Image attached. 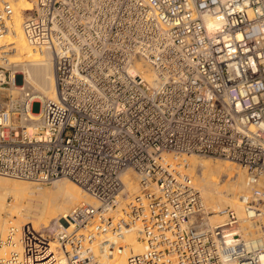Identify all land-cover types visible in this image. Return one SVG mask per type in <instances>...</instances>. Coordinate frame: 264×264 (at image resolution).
<instances>
[{
	"label": "built area",
	"instance_id": "obj_1",
	"mask_svg": "<svg viewBox=\"0 0 264 264\" xmlns=\"http://www.w3.org/2000/svg\"><path fill=\"white\" fill-rule=\"evenodd\" d=\"M23 29L52 55L56 97L14 93V9L0 0V175L69 178L99 203L76 205L66 227H10L0 264H100L119 251L105 232L138 223L146 248L129 264H264L236 208L213 223L173 169L187 154L242 166L240 202L264 238V0H34ZM130 170L139 192L119 210Z\"/></svg>",
	"mask_w": 264,
	"mask_h": 264
},
{
	"label": "bare ground",
	"instance_id": "obj_2",
	"mask_svg": "<svg viewBox=\"0 0 264 264\" xmlns=\"http://www.w3.org/2000/svg\"><path fill=\"white\" fill-rule=\"evenodd\" d=\"M9 1L14 9V33L8 38V42L13 45V53L10 55L12 61L21 65L22 73L26 74L24 84L17 85L21 77L18 76L14 88L20 90L22 86H30L35 94L33 99H42L45 96L55 98L56 81L52 55L35 50L23 29L24 17L28 11L33 10L34 0ZM141 71L150 80L157 77L156 71L149 65L141 68ZM216 158L187 154L181 157L179 162L173 161L175 163L173 169L182 176L186 175L191 179L192 184L200 188L202 198L212 212L210 219L213 223H218L222 219L219 214L222 208L235 207L239 218L243 221L242 228L245 230L247 240L264 244V238H260L261 225L258 219L248 218L240 202L241 195L246 191L247 186L246 170L233 164L234 161L230 163ZM123 180L125 182L124 196L120 199L119 210L125 207L128 198L134 197L139 192L137 175L133 171L125 173ZM83 201L94 205L99 203L76 182L68 178L55 180L53 186L48 188L26 179L0 175V238L6 235L3 233L8 231L9 226L20 228L29 221L36 222L41 210L45 213V222L55 218L64 222L72 209ZM4 214L10 215V218L8 219V216ZM122 215H124L122 212L117 213L116 220ZM14 216L17 217L15 220ZM63 222L59 225L66 227L67 225ZM140 227V223L135 226L130 225L122 231L121 237L113 236L106 231L103 236L118 242L119 251L113 252V256L103 253L100 256L102 264H129L130 254L144 251L146 246L139 240ZM99 246L98 240L95 242L97 252L100 250ZM11 247L13 246L10 244L0 245V256L5 254L3 253L5 249L8 251Z\"/></svg>",
	"mask_w": 264,
	"mask_h": 264
},
{
	"label": "rangeland",
	"instance_id": "obj_3",
	"mask_svg": "<svg viewBox=\"0 0 264 264\" xmlns=\"http://www.w3.org/2000/svg\"><path fill=\"white\" fill-rule=\"evenodd\" d=\"M17 65H20V64H17ZM20 67H21V65H20ZM25 75L26 74H23V76H21L20 77V81L17 83V85L18 86H21L22 85V83H23V81H25ZM24 84V83H23ZM14 93L15 94H18L19 93V90L18 89H15V91H14ZM40 108H41V102H39V101H35L34 103H33V107H32V110H33V112H39L40 111ZM200 156V155H199ZM204 157H209V156H204ZM179 158V157H178ZM180 159L181 158H179L178 159V162L180 161ZM216 159H219V160H222V161H226V162H233V161H230V160H227V159H224V158H219V157H217ZM233 164H236V165H238V166H240L239 164H237V163H235V162H233ZM242 169H244L242 166H240ZM1 176H6V177H9V178H17V177H12V176H7V175H1ZM59 179H67V178H59ZM69 179V178H68ZM56 180H58V179H56ZM71 180V179H70ZM30 182H34V181H30ZM54 182H55V180L54 181H52V182H50V183H38V184H41V185H44L45 187H48V188H50V187H52L53 186V184H54ZM35 183H37V182H35ZM139 190V189H138ZM138 192V191H137ZM137 192H135V193H137ZM131 198V197H130ZM130 198H128V199H130ZM11 200V199H10ZM127 203V202H126ZM40 211V210H39ZM4 216H8L7 218L9 219L10 218V215H5L4 214ZM39 218L36 220V222H34V223H32L31 221H29V223H26V224H24V225H29V226H31V228L32 229H34V230H36V231H38V232H45L46 231V228H48V229H50L51 227L53 228V227H57V226H59V223L61 222H63V220H60V219H57V218H55V219H51V220H49L48 222H45V218H44V216H45V213H44V211H40L39 212ZM17 217L16 216H14L13 217V219L15 220ZM61 226V225H60ZM11 226H9V228H10ZM9 228H8V230H9ZM8 231H5L3 234L5 235L6 233H7ZM2 234V235H3ZM11 248H9V250H10ZM7 249H5V251L3 252V253H7L8 251H6ZM100 264H102V261H101V259H100Z\"/></svg>",
	"mask_w": 264,
	"mask_h": 264
}]
</instances>
